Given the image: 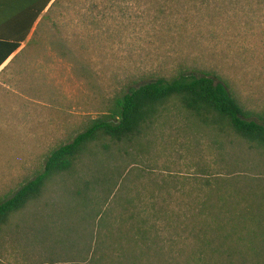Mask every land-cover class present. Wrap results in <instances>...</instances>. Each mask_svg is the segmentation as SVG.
I'll use <instances>...</instances> for the list:
<instances>
[{
	"label": "trees",
	"instance_id": "1",
	"mask_svg": "<svg viewBox=\"0 0 264 264\" xmlns=\"http://www.w3.org/2000/svg\"><path fill=\"white\" fill-rule=\"evenodd\" d=\"M58 1L0 0V67L34 43L33 27ZM179 115L197 134H215L184 147L194 173L136 167L155 164L157 133ZM263 171L264 117L225 83L150 79L115 96L0 201V264H264Z\"/></svg>",
	"mask_w": 264,
	"mask_h": 264
},
{
	"label": "rangeland",
	"instance_id": "2",
	"mask_svg": "<svg viewBox=\"0 0 264 264\" xmlns=\"http://www.w3.org/2000/svg\"><path fill=\"white\" fill-rule=\"evenodd\" d=\"M247 1L59 0L0 73V201L115 96L150 79L208 74L264 117V4ZM157 134L155 164L136 165L156 175L194 173L184 147L215 136L197 134L183 115Z\"/></svg>",
	"mask_w": 264,
	"mask_h": 264
},
{
	"label": "crops",
	"instance_id": "3",
	"mask_svg": "<svg viewBox=\"0 0 264 264\" xmlns=\"http://www.w3.org/2000/svg\"><path fill=\"white\" fill-rule=\"evenodd\" d=\"M46 12V11H45ZM39 22V20L37 21V23ZM37 23L35 24V26L37 25ZM34 26V27H35ZM34 27H33V29H34ZM23 44H25V43H23ZM22 44V45H23ZM22 47V46H21ZM20 50V49H19ZM18 50V51H19ZM17 51V52H18ZM17 52L15 53V54H13L1 67H0V73L5 69V67L9 64V62L16 56V54H17Z\"/></svg>",
	"mask_w": 264,
	"mask_h": 264
}]
</instances>
